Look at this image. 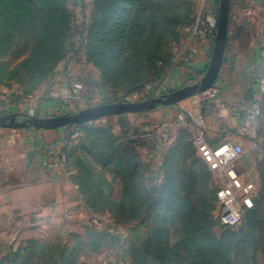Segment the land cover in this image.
<instances>
[{
    "label": "trees",
    "instance_id": "1",
    "mask_svg": "<svg viewBox=\"0 0 264 264\" xmlns=\"http://www.w3.org/2000/svg\"><path fill=\"white\" fill-rule=\"evenodd\" d=\"M179 1L95 0L97 14L88 30L87 49L89 59L103 68L105 80L115 82L126 77L134 85L133 91L144 90L150 94L178 68L177 60L169 62L165 58L167 40L181 26L191 27L194 23L189 13L180 7ZM70 22L67 0H0V86L19 85L23 95L17 96V99L35 93L51 78L65 57ZM18 36L29 38V50L18 62L9 64L4 60V49L12 45ZM188 37L189 33L186 39ZM147 85H151L150 90ZM261 129L264 127H261L260 117L256 140L261 138ZM180 130L176 137L173 135L164 152L163 177L155 198L158 214L149 239L134 255V264H219L220 260L228 261V246L232 244L233 236L217 238L211 230L213 224L210 217L200 212L195 203L199 198L203 207L209 206L206 197L210 191L208 193L203 184L198 189L199 197L195 199L191 194L192 188L199 186L198 180L202 175L199 171L203 167L184 168L186 172L177 170L190 142L182 133L190 128L181 127ZM93 133L99 135L98 140L102 144L95 145L97 139L93 144L82 139L76 155L75 150L69 152V148L65 149V165L73 172L72 182L88 203L116 204L123 213L136 216L150 204L143 192L140 155L134 147L130 151L123 150L116 142L106 140L103 129ZM128 143L130 146L138 144L133 141ZM153 144L156 143L149 142L148 148ZM261 144L264 146V141ZM192 150L189 152L196 156L197 165L206 164L196 150ZM261 164L259 185L262 193L264 165ZM109 171L120 180L119 200L113 196V183L106 176ZM180 175L184 187H188L186 193L174 188ZM172 188L175 191H169ZM216 193L217 190L212 192L215 196ZM258 209L249 210L248 217L253 223L259 214ZM170 213L175 214L180 226L176 242L171 239ZM75 237L76 243L70 253L64 245L54 251V247L41 246L39 241L32 240L26 247L0 258V264H69L83 248L97 250L102 241L98 234H76Z\"/></svg>",
    "mask_w": 264,
    "mask_h": 264
},
{
    "label": "rangeland",
    "instance_id": "2",
    "mask_svg": "<svg viewBox=\"0 0 264 264\" xmlns=\"http://www.w3.org/2000/svg\"><path fill=\"white\" fill-rule=\"evenodd\" d=\"M212 1H214L213 4L218 11L219 0ZM202 2L203 0H180L179 5L183 11L189 13L191 19H195ZM67 10L71 17L68 44L65 57L57 66L52 78L48 82L46 81L43 90L24 99H17V96L23 95V93H14V88L20 87L19 85L0 86V116L13 113L19 116L21 110L25 111L32 107L35 112L34 116L48 117L76 114L83 109L102 104L141 101L169 94L175 89L193 84L203 75V73L199 74L195 70L190 71V69H195L191 66L192 63L180 62L181 51L188 45L190 38L189 36L186 39L187 33L190 34V27L181 26L168 38L164 50L165 58L169 62L177 60L179 66L167 76L162 85L155 88L150 94L144 90L133 91L134 85L126 77L115 82L107 81L104 78L103 68L88 57V30L97 14L95 0H67ZM29 45V38L18 36L12 45L4 49V60L9 64H15L28 53ZM199 56L200 52L194 57V62ZM259 77L260 74L255 79ZM75 82L82 83L83 88L75 90L73 87ZM215 87L218 94L220 86L215 85ZM180 110L176 105L159 106L146 112L108 116L61 128L64 142L59 144L57 155H53L57 166L52 170L55 176L61 179L69 174L71 178L73 172L69 170L65 162H62L63 155L66 158L65 149L69 148V152L75 150L76 155L77 147L82 143V139H86V143L91 144L97 139L95 145L102 144L98 140L99 135H95L93 132L103 129L105 136H107L106 140L116 142L123 150L130 151L134 147V151L140 155V161L143 164V175L141 176L143 192L149 198L147 200L150 204L136 216L130 217L120 211L116 204L109 206L98 202L88 203L87 199L80 194L84 209L79 208V212H66L67 205L63 202L55 208L54 214L52 212L45 214L29 212L23 218L17 217L18 213L13 208H5L0 205V258L11 251L26 247L32 240L39 241L41 246L54 247V251L59 249L60 245H64L68 247L70 253L76 243V234L90 233L101 235L102 241L98 249L83 248L69 264H134L135 253L142 248L151 235L152 225L158 214V202L155 198L159 193L158 184L163 177L162 172L159 174L158 168L155 167L153 158L144 153L142 149L148 148L149 142L157 144L155 141L157 140V128L163 123L172 124ZM263 118L264 108L261 115V127ZM179 127L183 126L172 125L173 133ZM189 128V131L183 130L182 132L187 135L190 142L186 156L181 160L177 170L182 169L181 171L186 172L184 168L203 167V170L199 171L202 173L198 180L199 186L192 188L191 194L195 199L199 197L197 193L200 187L205 184L203 188H207V192L210 191L211 193L208 192L206 197L209 206L203 207L198 198L195 201L198 209L210 217L211 224H213L211 230L217 238L230 235L234 239L230 242L232 244L228 246V261L220 260L219 264H227V262L230 264H264V192L261 193L259 185L261 166H258V174L255 173L257 180H254L255 191L252 195V207L242 205L243 218L238 225L232 227L223 225L220 222L221 203L217 196L212 194L223 184V178L213 172L204 160L206 164L197 165L196 156L190 155L189 151L192 152L193 148L197 153V147L195 143L196 129L194 127ZM149 131L153 133L154 139L142 138ZM176 133L178 132L176 131ZM261 136L264 139L263 134ZM129 141L138 142V144L130 146ZM156 144H153L154 146H151L150 149L152 150L154 147L157 150ZM261 163L264 165V158ZM97 164L101 167L100 163ZM106 176L113 183V196L119 200L121 197L119 178L110 171L106 173ZM181 178L180 175L176 179L174 188L176 191L186 193L188 187H184ZM3 180L5 181V177ZM10 186L12 187L13 184ZM174 188L169 189V191H175ZM46 202L50 204L49 201ZM73 205L77 208L79 202L76 201ZM255 207L259 208V214L254 225L253 221L249 219L248 213L250 209ZM170 216L168 224L172 232L171 239L176 242L179 237L180 226L175 214L170 213Z\"/></svg>",
    "mask_w": 264,
    "mask_h": 264
},
{
    "label": "crops",
    "instance_id": "3",
    "mask_svg": "<svg viewBox=\"0 0 264 264\" xmlns=\"http://www.w3.org/2000/svg\"><path fill=\"white\" fill-rule=\"evenodd\" d=\"M213 46L210 41L201 43L200 56L191 64L195 69L190 71L204 73ZM258 73H264V0H231L229 36L215 83L220 86L218 94L205 101L195 95L176 105L180 112L184 111L193 119H204L206 139L212 148L227 141L243 145L245 153L237 162V169L243 177L253 180H257L255 173L258 174V166L264 158V146L261 144L264 139L262 136L258 140L245 137L240 134L239 128L246 112V102L257 89L255 77ZM47 82L29 96L43 90ZM15 92L23 93V89L15 87ZM180 128L176 129L178 133L174 132L175 137ZM262 134L264 136V130ZM62 136L61 129H0V205L13 208L18 213L17 217L22 218L29 212L54 214L55 208L63 202L69 213L83 208L81 195L69 174L59 179L52 172L56 166L54 156L59 144L64 142ZM157 147V150L144 148L142 151L153 158L160 174L161 161L168 147ZM76 201L79 202L77 208L73 205Z\"/></svg>",
    "mask_w": 264,
    "mask_h": 264
},
{
    "label": "built area",
    "instance_id": "4",
    "mask_svg": "<svg viewBox=\"0 0 264 264\" xmlns=\"http://www.w3.org/2000/svg\"><path fill=\"white\" fill-rule=\"evenodd\" d=\"M218 26V11L212 0H203L193 25L189 28V43L181 51L180 62L191 64L194 57L200 52L202 42L210 41L214 45ZM75 90H81L83 84L75 82ZM151 89V85H147ZM217 94L216 87H212L205 92L198 94L200 99L205 101L213 99ZM130 102V101H128ZM264 106V73L260 75L257 89L250 99L246 102V112L242 118L239 128L241 135L257 139L260 130V117ZM21 114L34 116L32 107L20 111ZM204 119H193L184 111L178 113L172 124L163 123L157 128V145L168 147L173 138L172 125L183 127H194L196 129L195 143L198 155L207 163L209 168L223 178V184L217 189L216 196L221 203L220 222L225 226H236L243 218L242 205L252 207V195L255 191V181L243 177L237 169V162L245 153V148L240 143L227 141L219 147L212 148L206 139L204 130ZM142 138L154 139L151 131L147 132ZM66 161L63 155V163Z\"/></svg>",
    "mask_w": 264,
    "mask_h": 264
},
{
    "label": "water",
    "instance_id": "5",
    "mask_svg": "<svg viewBox=\"0 0 264 264\" xmlns=\"http://www.w3.org/2000/svg\"><path fill=\"white\" fill-rule=\"evenodd\" d=\"M230 1L219 0L218 26L215 43L209 64L199 80L193 84L175 89L169 94L152 97L141 101L118 102L86 108L76 114H61L48 117L29 116L20 118L18 114L0 116V128L38 130H58L68 125L83 124L108 116L125 113H138L154 110L159 106L177 105L181 101L201 94L215 86L219 77L229 36Z\"/></svg>",
    "mask_w": 264,
    "mask_h": 264
}]
</instances>
